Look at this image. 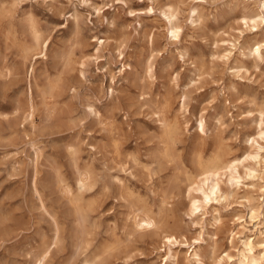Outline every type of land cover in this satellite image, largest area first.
<instances>
[{
	"label": "rangeland",
	"instance_id": "1",
	"mask_svg": "<svg viewBox=\"0 0 264 264\" xmlns=\"http://www.w3.org/2000/svg\"><path fill=\"white\" fill-rule=\"evenodd\" d=\"M92 1L35 4L50 42L32 77L35 122L24 117L30 58L8 46L7 20H0V62L20 67L0 76V264H35L45 253L42 264H164L167 235L183 243L174 246L179 264H241L245 242L264 264V20H244L264 17V0ZM74 6L82 14L78 30ZM20 40L32 44L28 34ZM257 43L260 51L250 52ZM59 75L68 91L54 99L43 90ZM162 111L178 126L183 166L154 160ZM113 133L123 157L137 155L151 175L132 163L121 169ZM215 153L254 156L238 162L233 184L223 176L216 199L192 214L190 200L200 194L187 176L201 178L197 155ZM85 170L97 183L84 194L96 204L82 233L57 176L76 196ZM118 178L152 208L157 228L135 225ZM194 249L199 260L186 254Z\"/></svg>",
	"mask_w": 264,
	"mask_h": 264
},
{
	"label": "bare ground",
	"instance_id": "2",
	"mask_svg": "<svg viewBox=\"0 0 264 264\" xmlns=\"http://www.w3.org/2000/svg\"><path fill=\"white\" fill-rule=\"evenodd\" d=\"M68 1L72 3L74 0ZM77 1L83 5L93 4L92 0ZM57 3L60 4V0H0V20H7L5 40L8 43V46L18 47L26 60L30 58V63L26 69V76L29 81V95L31 97L28 99V107L24 117L25 119H28L32 122L34 121L36 112V106L34 100L32 99V77L36 70V60L40 57H47V50L50 43L49 39H44L42 19L37 13L35 4L45 5L48 6V8L52 9L57 6ZM192 12L194 13V15L197 14V8H194ZM70 16L75 21L74 23H76L77 30L80 29L79 26L80 20L82 19V14L76 6H74L73 12L70 14ZM244 20L245 23H249L250 21L258 23L259 21L264 20V17L260 14H256L252 17H244ZM170 24H173L172 20H170ZM174 25H172L173 32L178 34L179 26L178 24L177 26ZM23 34H28L30 36V41L32 44L28 45L20 40V36ZM233 46L236 47V44H233ZM260 49L261 44L257 43L256 45L251 46L250 52L256 53L259 52ZM61 57H65L64 69H67L69 66V59H67L66 56ZM12 71L20 72V67L18 66V64L15 66H9L7 64V61L0 62V76L6 75ZM66 91H68V86L65 85L63 76L59 75L58 77L50 79L48 81L45 90H43V93L50 96L51 98L60 99ZM91 110L96 115L100 114V110H98L96 107H92ZM113 114L114 110L110 112L111 120L115 118V114ZM162 119L163 130L159 137L160 145L158 146L157 151L154 154V160L160 165L172 163L174 165L183 166L182 157L177 147L178 126L174 121L170 120L167 117L164 111H162ZM111 123L113 124V121H111ZM200 125L202 127L203 122H201ZM10 129H13V127H10ZM113 135L114 138L112 141V147L114 153L119 159V165L122 167L121 169L126 171L127 168L130 167L129 165L132 163L135 165V167L140 168L141 172L151 175V165L141 164L137 155L128 154L127 156L123 157L122 141L117 133H113ZM73 153L76 152L74 151ZM253 156L254 155L248 154L246 156V159ZM241 159V157H235L233 159H223L221 155L215 153L207 160L205 159L203 154L197 155L195 161L198 168L201 170L200 175H202V177L197 178V176L194 175L187 176L190 182L191 190L196 191L200 194L194 195L190 200L189 208L192 214L196 213V211H198L202 206H206L208 201H211L213 198L216 199L217 194L221 192V180L223 176H226L227 181L232 184L237 180L236 175L238 174V162L246 160ZM131 175H134V173L131 172ZM57 179L58 185L61 186L65 194L70 197L72 205L75 209V215L79 219V225L83 233L86 227V222L88 221L87 219L89 218V215L91 214L93 207L96 204V201L94 199H90L89 201L86 200L84 194L87 190L92 189L96 185L97 180L95 179V176L91 171H79L77 179L79 195L75 196L73 188L70 185H67V183L64 181V179L61 178L60 175L57 176ZM118 182L123 190H127L126 193L128 199L133 204L135 225L139 229L157 228L159 222L152 208L149 207L146 201L143 200L140 195L136 194L133 189H131L129 186L127 187L121 179L118 178ZM105 187L108 190V187ZM34 190L37 193L39 192L38 184L36 181L34 182ZM211 195H213L214 197L211 198ZM170 198L171 195L166 193L162 199L163 204L160 208V212L167 210ZM217 220L220 221V219ZM56 234L59 236V232H56ZM163 239L165 243H168L167 256L165 258L164 264H168V262L169 264H179L180 253L178 250H174V246H182L183 243L173 235H167ZM244 246H246L248 254L243 255L244 258L241 260V264H245L247 260H251L256 264H259L252 255V247L250 246L249 242H245ZM192 252L189 253V250H187L186 254L189 255V257H193L199 260L201 255L198 253L197 249H194ZM46 256L47 253H45L44 256L37 260L35 264H42Z\"/></svg>",
	"mask_w": 264,
	"mask_h": 264
}]
</instances>
